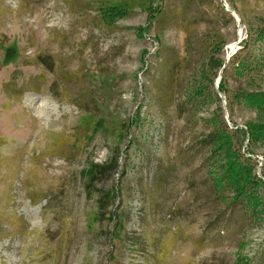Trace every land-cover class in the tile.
<instances>
[{
  "label": "rangeland",
  "instance_id": "obj_1",
  "mask_svg": "<svg viewBox=\"0 0 264 264\" xmlns=\"http://www.w3.org/2000/svg\"><path fill=\"white\" fill-rule=\"evenodd\" d=\"M225 1L0 0V264H264V0Z\"/></svg>",
  "mask_w": 264,
  "mask_h": 264
},
{
  "label": "trees",
  "instance_id": "obj_2",
  "mask_svg": "<svg viewBox=\"0 0 264 264\" xmlns=\"http://www.w3.org/2000/svg\"><path fill=\"white\" fill-rule=\"evenodd\" d=\"M263 33H264V30H263V28H258V30L255 32V34H254V36H250L249 35V38L248 39H244L243 40V43H244V45H248L249 44V42L250 41H257V40H260V39H262L263 38ZM243 48V47H242ZM231 63H232V65L235 67L236 66V68H240L241 70H253V68H255L256 66L255 65H251L250 63V61L247 59V58H239V57H234V56H232V61H231ZM219 64V68L222 66V64H223V61H221V62H219L218 63ZM225 69V68H224ZM223 69V70H224ZM218 90L220 91V92H225V82H224V77H223V75L221 76V79H220V82H219V84H218ZM255 96V95H260V92H258L257 94L256 93H251V94H248L247 93V97H249V96ZM234 126H236V125H234ZM253 130H255V127L254 126H251L250 124L247 126V128H246V133H247V135H248V137H249V140L252 138H254L255 139V134L253 133ZM234 131H240V132H244L243 131V128H239L238 126H236L235 128H234ZM230 131L227 129V126H226V124L225 123H223V127H221V128H216L215 130H214V132L210 135V138H209V140H208V143L209 144H211V143H215V142H221L217 147H221L222 145H223V139L228 135V133H229ZM99 165H97V164H93L92 166H91V173H93L94 171H96V172H100V169H97V167H98Z\"/></svg>",
  "mask_w": 264,
  "mask_h": 264
},
{
  "label": "water",
  "instance_id": "obj_3",
  "mask_svg": "<svg viewBox=\"0 0 264 264\" xmlns=\"http://www.w3.org/2000/svg\"><path fill=\"white\" fill-rule=\"evenodd\" d=\"M223 2V5H224V8L226 11H228L230 13V15L235 19V21L237 22V25L241 28V20L238 16V14L233 10L231 9V7L227 4V2L225 0H222ZM242 29V28H241ZM242 40V36L239 34L238 35V38L236 40L237 43H239L240 41ZM240 47L237 45L235 47L234 50H231L229 49L228 53L226 52V55L224 57V62L219 70V75L216 79V82H215V88L217 89V92H218V95L219 97L222 99V104H223V109H224V117L226 118V120L228 121V113H227V110H226V107H225V99H224V96L221 94V92L218 90V84L220 82V79H221V73L223 71V69L225 68L226 66V63L228 62L229 58L237 51V49H239Z\"/></svg>",
  "mask_w": 264,
  "mask_h": 264
},
{
  "label": "bare ground",
  "instance_id": "obj_4",
  "mask_svg": "<svg viewBox=\"0 0 264 264\" xmlns=\"http://www.w3.org/2000/svg\"><path fill=\"white\" fill-rule=\"evenodd\" d=\"M237 43V42H236ZM235 49V48H234ZM234 49H232V50H234ZM227 52V51H226ZM228 53V52H227ZM225 55H226V53H225ZM225 57V56H224Z\"/></svg>",
  "mask_w": 264,
  "mask_h": 264
}]
</instances>
